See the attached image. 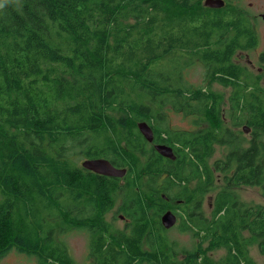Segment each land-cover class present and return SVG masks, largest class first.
Here are the masks:
<instances>
[{
	"label": "trees",
	"instance_id": "obj_1",
	"mask_svg": "<svg viewBox=\"0 0 264 264\" xmlns=\"http://www.w3.org/2000/svg\"><path fill=\"white\" fill-rule=\"evenodd\" d=\"M205 1L0 0V259L14 250L38 264H75L54 240L57 230L87 233V264H256L253 244L264 259V205L233 199L234 189L264 183V86L232 62L258 37L242 0H222L217 9ZM165 58L182 69L200 62L206 81L228 88L227 96L169 81L153 68ZM163 100L195 115L197 127L165 125L150 107L161 109ZM140 122L173 150L170 187L193 181L180 196L191 208L180 215V230L197 242L189 250L160 233L164 209L146 177L162 157L146 148ZM117 126L121 146L112 137ZM243 126L249 134L233 130ZM76 138L82 157L96 151L126 168L127 184L73 166L65 144ZM216 145L231 149L210 164ZM216 182L211 214L202 217L199 205ZM117 200L127 232L110 231L105 221ZM215 250L225 251L219 261L207 255Z\"/></svg>",
	"mask_w": 264,
	"mask_h": 264
},
{
	"label": "rangeland",
	"instance_id": "obj_2",
	"mask_svg": "<svg viewBox=\"0 0 264 264\" xmlns=\"http://www.w3.org/2000/svg\"><path fill=\"white\" fill-rule=\"evenodd\" d=\"M242 7L246 11V17L249 19L250 23H253L254 16L258 15V13L262 12L264 14V0H242L241 2ZM238 3V4H239ZM233 4V1L231 2ZM201 5L204 7L203 2ZM248 14V16H247ZM132 23V21H130ZM264 22V21H263ZM259 21L258 23L255 22V27L257 30L258 36L260 35L261 38V44L260 47L257 49L256 52H260L264 50V23ZM156 25L154 26V28ZM152 28V31L154 30ZM256 34V36H257ZM153 68L156 71H159L165 75H168L170 78L169 81H173L172 76L180 78L183 82H181L185 87L190 88L191 91L196 90L198 88H209L217 92L224 93L226 96L229 92L228 88H223L222 86L218 84H209L206 81L205 77V71L202 67V64L200 62H195L189 67L181 68H174L169 58H165L164 60L156 63L153 65ZM165 84H169L168 82ZM131 99L135 100L139 103H145V104H151L149 103L148 99L145 97H142L141 95H130ZM165 100L160 103L162 105V108L160 109L158 106L157 108L153 105H150L151 109L155 111H161L164 116V123L169 128L174 130H192L195 127L194 120L195 115L185 116L182 112H176L174 109L170 108L169 104L165 105ZM118 116V114L115 115V118ZM124 128L123 127H116V131L118 133V136L115 137L112 135L113 139L116 140V146L122 145V133ZM167 130V129H166ZM234 131H240V128H233ZM86 138L89 139L90 135H86ZM76 140H70L65 145L66 147H69L70 151L65 152V155H69V158L71 159V163L73 166L81 170L80 162L82 160V155H80V147L79 145H76ZM58 148L57 145L54 146V149L56 150ZM72 148V149H71ZM230 147L224 146V145H216L214 146V151L210 157V164H212L215 161L222 162L225 158V155L230 151ZM55 151H53L54 153ZM134 157L137 159V156L134 155ZM220 190L219 183H215V187L211 189L209 192H206L203 195V204L201 207V212L205 217L209 216V207L208 204H211L213 201L214 196L216 193ZM233 199L234 201H237L240 204L246 205V206H257V205H263L264 204V198L260 194V188L259 187H250V186H244L241 188H237L233 190ZM121 205V201L117 200V202L114 205V208L110 210L111 213L107 214L105 216V221L108 222L111 225L112 218L114 217V223L111 225L113 228L118 227L120 229L124 228V223L119 221L117 218H115L117 213H113L115 206ZM118 205V206H119ZM182 208V207H181ZM49 223H52V221H49ZM129 223V220H128ZM128 227V226H127ZM112 228V229H113ZM165 232L160 231V233H164L166 239L169 242H172L171 245L177 246L180 248V250L183 249H191L195 244L197 245V242H195L193 236L191 233L187 232H181L180 230V224L170 230H164ZM56 231L54 235V240L56 242L60 241L61 243L65 244L67 247V254L68 256L73 260L75 264H87L86 256H87V244H88V235L84 231H66L61 232L60 234ZM208 246L207 243L202 244V248L206 249ZM9 253L17 254L16 251L11 250ZM8 253V254H9ZM225 254L224 250H215L208 252L207 255L210 256L214 261H219L223 258ZM248 254L253 259V261L256 264H264L263 257L259 254V251L256 247V244H253V246H250L248 248ZM25 264H37L35 258H29L27 259Z\"/></svg>",
	"mask_w": 264,
	"mask_h": 264
},
{
	"label": "flooded vegetation",
	"instance_id": "obj_3",
	"mask_svg": "<svg viewBox=\"0 0 264 264\" xmlns=\"http://www.w3.org/2000/svg\"><path fill=\"white\" fill-rule=\"evenodd\" d=\"M247 16H248V14H247ZM263 17H264V14L262 12L258 13V15L254 16L253 23H250L249 19L247 17H245L246 20L248 21V23L251 25L252 29L254 30L255 34H257L255 22L256 23H258L259 21L263 22L264 21ZM257 37H258V44L255 47H253L247 51H243V52L237 51L233 57L232 62L238 66H241L242 68H244L248 72L256 74L259 77L258 83L260 85L264 86V50L260 51V52H256L257 49L260 47V45H262L260 35L258 36V34H257ZM152 134H153V132H152ZM157 145L169 147L166 144V140L162 141L161 143H158L155 141L154 137H153L151 142H146V144H145L147 149H150V148L154 149V147ZM154 151H155V149H154ZM97 154H98V152H96V151L95 152L90 151L88 153V155H84L81 162H80V167H81V163L85 160L105 159V158L96 157ZM105 160H107L113 167L121 168V167H118L116 164H113L112 162H110L108 159H105ZM166 160L171 161L169 159L162 157V161H161L162 166L159 169H157V171L155 170L153 173L151 172V174L146 178H148L151 182V186L149 187V193L152 194L153 197L155 198V202H156L157 207L160 210L164 209V211L161 213V215H163V213H165L166 211H170L171 213H173L176 216V223L173 227L170 228V229H172V228L179 225V219H180L181 214L185 215V213H187V211H188V215L191 214V208L185 207L184 200L180 196L186 189L191 190V185L193 184V181H191V182L182 181L179 186L175 185L173 187H170L169 177H170L172 168L170 167L169 163ZM172 161L174 162L175 159ZM87 172L92 173L89 171H87ZM144 173H146V172H143L142 174H144ZM92 175L95 176L96 178H99V179L100 178L107 179V177L102 176V175H98L95 173H92ZM126 178H127V172L122 178H115L117 180L115 182L118 185L125 186L128 182L127 181L128 179H126ZM134 189H138V186H134ZM260 194L264 198V183L260 187ZM213 200H214V198H213ZM202 204H203V201L199 205L200 211H198V214H200V216H202V217H205L201 212ZM118 205L115 206L113 213L114 214L117 213L115 218H117L119 221L124 223L123 229H125V231L127 232V231H129L128 227H127L128 226V219L123 212L118 210L119 209ZM186 206H189V205L186 204ZM181 207H185V209H178ZM208 207H209V216H210L211 211H212V207H213V201L211 204H208ZM107 214H109V213H107ZM160 218H161V216H160ZM113 223H114V217L112 218L111 225H113ZM108 225H109L110 231L122 230L118 227L113 228L109 223H108ZM170 229H164V230L167 231ZM29 258L30 257H28L24 254H20V253H17V254L9 253L0 259V264H25L27 259H29ZM36 263H37V261H36Z\"/></svg>",
	"mask_w": 264,
	"mask_h": 264
},
{
	"label": "water",
	"instance_id": "obj_4",
	"mask_svg": "<svg viewBox=\"0 0 264 264\" xmlns=\"http://www.w3.org/2000/svg\"><path fill=\"white\" fill-rule=\"evenodd\" d=\"M204 6L207 8H220L222 7V2L220 0H206ZM264 18V17H263ZM137 129L144 138L146 142H151L153 139V134L151 128L145 123L140 122L137 124ZM244 134H249L250 129L246 126L241 128ZM155 151L162 157L174 160L175 156L171 148L157 145L155 146ZM81 167L89 172L102 175L109 178H122L126 174L125 168H115L105 159H95V160H85L81 163ZM176 218L171 212H166L160 218V224L164 229H170L175 225Z\"/></svg>",
	"mask_w": 264,
	"mask_h": 264
},
{
	"label": "bare ground",
	"instance_id": "obj_5",
	"mask_svg": "<svg viewBox=\"0 0 264 264\" xmlns=\"http://www.w3.org/2000/svg\"><path fill=\"white\" fill-rule=\"evenodd\" d=\"M221 2H222V6H224V2L222 1V0H220ZM126 169V168H125ZM126 171H127V169H126ZM123 186V185H122ZM166 212H170V211H166ZM165 212V213H166ZM173 214V213H172ZM174 215V214H173ZM175 216V215H174ZM175 218H176V216H175ZM160 219V218H159ZM176 223V222H175Z\"/></svg>",
	"mask_w": 264,
	"mask_h": 264
}]
</instances>
